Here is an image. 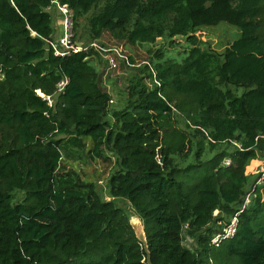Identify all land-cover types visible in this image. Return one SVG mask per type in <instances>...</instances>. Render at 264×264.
<instances>
[{"label": "trees", "instance_id": "obj_1", "mask_svg": "<svg viewBox=\"0 0 264 264\" xmlns=\"http://www.w3.org/2000/svg\"><path fill=\"white\" fill-rule=\"evenodd\" d=\"M54 1L70 11L79 41L92 12L88 42L159 39L184 57L165 45L148 49V65L130 57L126 97L109 108L102 58L92 50L56 57L46 43L58 26ZM220 23L240 35L219 52L196 33ZM87 145L91 161L111 165L109 201L98 179L65 168ZM260 166L264 0H0V264H146L116 200L141 219L151 264H264ZM249 187L236 234L212 246Z\"/></svg>", "mask_w": 264, "mask_h": 264}, {"label": "rangeland", "instance_id": "obj_2", "mask_svg": "<svg viewBox=\"0 0 264 264\" xmlns=\"http://www.w3.org/2000/svg\"><path fill=\"white\" fill-rule=\"evenodd\" d=\"M49 12L53 17L54 24H58V26L56 25V27L59 28L60 17L56 7L52 5V7L49 9ZM91 13L92 12L88 13L85 18L81 20L80 28L77 30L79 34L78 37L81 36L82 40L79 41L77 40L76 36L74 37V41L78 46H80V48L88 46V44L91 43L86 40V33L84 32V28L87 24V18L91 16ZM196 35L201 38V41L206 42L210 46V48L220 52L224 49L225 46L231 43V41L239 37L240 31L234 26H230L225 23H220L217 26L202 28L196 33ZM99 42L104 45H115L122 48L124 53H126L129 58L131 57L132 59H134V65L140 66L144 65L143 63L147 61V51L149 48H160L162 45H165L164 42L159 39L151 47L146 45L125 46L123 45V43L117 45V43L111 40L107 34L103 35ZM177 42L181 45L185 43L183 40H177ZM164 48L168 50L169 56L174 57L175 59H181L184 57V55L180 56V54L182 53L181 47L169 48L165 45ZM132 69L133 68H128L121 64L119 65V67L117 66V68L110 69L108 68L107 63L104 60L100 62V67H98V70L101 73V85L102 88L109 93L110 100L112 101V103H109V108H119L122 105L123 98L126 97L127 79ZM145 83L146 85L148 84L147 80L145 81ZM179 128L183 130V124H180ZM87 150L88 145L84 149V152H76L72 157H69V159L65 161V168L67 171L76 172L83 179H98L99 181L97 182V191L103 196L104 200L109 201L111 200V198L107 197V195L105 194V178L109 175L111 171V165L103 162L102 160L91 161L86 156ZM203 153H205V150ZM206 157L207 155L204 158ZM191 159L192 157L186 162L189 163ZM262 169H264V166H260L259 171L261 172ZM251 188L249 187L247 193H252ZM115 205L118 208H121L126 211V213L129 215V218L132 216L133 212L131 210L130 205H128L123 200H116ZM184 245L187 248L191 249V240L186 238V240L184 241Z\"/></svg>", "mask_w": 264, "mask_h": 264}, {"label": "built area", "instance_id": "obj_3", "mask_svg": "<svg viewBox=\"0 0 264 264\" xmlns=\"http://www.w3.org/2000/svg\"><path fill=\"white\" fill-rule=\"evenodd\" d=\"M53 5L56 7L59 17H60V27L57 28L55 36L51 39L46 41L49 48L52 50L53 54L56 57L63 58L70 53H78L80 51H89L92 50L94 53H97L102 60L107 63L108 68L114 69L119 67V65H123L125 67H132L130 63L129 56L124 53L122 48L115 46V45H104L101 44L99 41H93L88 44V46L80 48L74 41V30H73V23L71 19V14L68 8L65 5H59L57 2H52ZM144 65H148L147 62L143 63ZM134 66V64H133ZM140 65H136L138 67ZM153 74L154 84L159 86V82L155 79V75ZM66 84V80L61 81L58 84V91H61ZM49 106H51V99L50 97H44ZM109 103H112L110 100ZM209 139V138H208ZM210 140V139H209ZM232 144L241 149V146L236 142H232ZM223 166H229L230 160L228 158L224 159L222 162ZM261 178L256 182V184L261 183L264 179V169H262ZM254 196V190L252 189V193H248L245 196L242 208L237 211L233 216L228 218L227 223L222 227V229L217 232L212 239L210 240V244L214 247H218L222 242L225 240L231 239L234 237L237 231L238 225V217L242 213L243 209L250 203L251 198Z\"/></svg>", "mask_w": 264, "mask_h": 264}, {"label": "water", "instance_id": "obj_4", "mask_svg": "<svg viewBox=\"0 0 264 264\" xmlns=\"http://www.w3.org/2000/svg\"><path fill=\"white\" fill-rule=\"evenodd\" d=\"M129 225L136 240L143 247L144 253L146 255V264H151L150 252L148 250L146 235L141 219L136 214L132 213V216L129 218Z\"/></svg>", "mask_w": 264, "mask_h": 264}]
</instances>
